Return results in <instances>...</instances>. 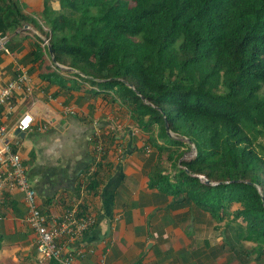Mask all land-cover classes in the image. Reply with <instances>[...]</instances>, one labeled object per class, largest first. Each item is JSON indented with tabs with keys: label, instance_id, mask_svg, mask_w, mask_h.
<instances>
[{
	"label": "trees",
	"instance_id": "obj_1",
	"mask_svg": "<svg viewBox=\"0 0 264 264\" xmlns=\"http://www.w3.org/2000/svg\"><path fill=\"white\" fill-rule=\"evenodd\" d=\"M56 1L54 11L43 0L38 25L19 0H0L7 52L23 49L11 34L32 23L44 39L25 60L45 64L41 80L126 107L154 149L148 184L172 198L169 210L196 225L226 221L229 260L264 263V0Z\"/></svg>",
	"mask_w": 264,
	"mask_h": 264
},
{
	"label": "crops",
	"instance_id": "obj_2",
	"mask_svg": "<svg viewBox=\"0 0 264 264\" xmlns=\"http://www.w3.org/2000/svg\"><path fill=\"white\" fill-rule=\"evenodd\" d=\"M19 2L22 13L42 25L43 0ZM50 6L56 11L59 3L51 0ZM12 36L21 39L23 49L12 53L0 50V89L19 69L28 79L23 91L16 92L10 105L0 110V125L9 130V140L17 143L45 216L75 209L93 217V226L79 240L66 244L77 262L239 264L237 259L229 260L232 252L229 254L222 240L215 245L203 240L199 245L194 239L193 230L206 224L208 218L187 228L189 219L182 218L186 210L170 211L172 198L165 199L156 188L149 187V159L144 151L147 135L137 128L138 134H134L135 125L126 107L102 94L59 92L41 80L39 74L45 72V64L39 67L25 60L33 42L44 39L41 31L32 23H24ZM23 115H30L32 123L20 137L15 133ZM97 141L105 152L95 165ZM24 216L22 194L5 193L0 206V264H39L36 235Z\"/></svg>",
	"mask_w": 264,
	"mask_h": 264
},
{
	"label": "built area",
	"instance_id": "obj_3",
	"mask_svg": "<svg viewBox=\"0 0 264 264\" xmlns=\"http://www.w3.org/2000/svg\"><path fill=\"white\" fill-rule=\"evenodd\" d=\"M47 41H45L46 43ZM27 75L21 69L17 80H12L0 90V107L4 105L14 92L27 82ZM31 117L24 116L18 122L21 131L29 129ZM10 133L4 125H0V205L6 191H19L23 194L26 208L25 223L36 235L35 247L39 264H79L77 256L66 249V244L79 240L94 224L90 215H79L76 210H67L61 215L47 219L39 210L35 190L26 176V169L18 151L17 143L9 140ZM204 180L203 177H201Z\"/></svg>",
	"mask_w": 264,
	"mask_h": 264
},
{
	"label": "rangeland",
	"instance_id": "obj_4",
	"mask_svg": "<svg viewBox=\"0 0 264 264\" xmlns=\"http://www.w3.org/2000/svg\"><path fill=\"white\" fill-rule=\"evenodd\" d=\"M136 128L137 127L134 126V134L135 135L138 134L137 131L135 130ZM183 141H184V139H183ZM151 150H152V152L149 154L148 159H151L150 158L151 155L154 154V149L151 148ZM193 154H194V150L189 149L188 152L184 155L183 159L192 158ZM168 165L169 164L164 161L163 167L168 168ZM225 223H226V221L222 222L219 225H216L214 223H210V221L208 220L206 224H203L199 228L197 226V228L193 230L194 239L199 242V245H200L201 241H203V240H207L209 243L215 245L217 242L221 241L223 238L222 231L225 228ZM191 225H192V223L190 222L187 225V228L191 227ZM229 254H231V251L229 252Z\"/></svg>",
	"mask_w": 264,
	"mask_h": 264
},
{
	"label": "clouds",
	"instance_id": "obj_5",
	"mask_svg": "<svg viewBox=\"0 0 264 264\" xmlns=\"http://www.w3.org/2000/svg\"><path fill=\"white\" fill-rule=\"evenodd\" d=\"M6 40H7V37H0V50H3L5 53L7 52V50L5 49V47H4V44H5V42H6ZM45 41H47V40H44V42H43V44H41L42 46H44V45H46L47 44V42L45 43ZM62 69H64L63 67H61ZM21 70V69H20ZM25 72V71H24ZM27 75V74H26ZM28 78V77H27ZM14 80V79H13ZM27 83V82H26ZM27 84H25V85H23L22 86V88L21 89H19V90H17L16 92H18V91H23V89H24V87L26 86ZM4 87V86H3ZM2 87V88H3ZM1 88V89H2ZM0 89V90H1ZM94 89H95V87H94ZM97 90V89H96ZM16 92H14L13 93V95H12V97L4 104V105H2L1 107H0V110L2 109V107H4V106H8V105H10V101L12 100V98L14 97V94L16 93ZM24 116H29V117H31L30 115H23V116H21L19 119H18V121H17V130H19L20 132H22V133H25V131H28L30 128H31V125L29 126V129L28 130H25V131H21L19 128H18V122L24 117ZM31 123H32V118H31ZM8 130V129H7ZM9 131V130H8ZM94 148H95V154H94V163H95V165L98 163V162H100L101 161V157L103 156V153H102V150H103V146H102V143H100V142H96V144H95V146H94ZM192 150H194V154H193V157L195 156V149L192 147L191 148ZM14 150H16V151H18L16 148H14ZM144 151H145V154L147 155V156H149V154H150V152L152 151L151 150V147L150 146H147V147H145V149H144ZM20 154V153H19ZM21 156V155H20ZM23 160V159H22ZM23 165H24V163H23ZM24 167H25V165H24ZM25 169H26V167H25ZM93 170H94V168H93ZM26 172V176H27V171H25ZM27 179H28V177H27ZM200 179H201V177H200ZM201 181H203V182H206V180L204 179V180H202L201 179ZM29 182V181H28ZM209 184V183H208ZM31 185V184H30ZM31 187H33L32 185H31ZM33 189H34V187H33ZM35 190V189H34ZM13 191H16V190H13ZM7 192H11V191H6V192H4V194H3V198H2V203H3V201H4V195H5V193H7ZM19 192V191H18ZM19 193H21V192H19ZM35 193H36V191H35ZM22 194V193H21ZM36 197H37V193H36ZM22 198H23V194H22ZM37 202H38V197H37ZM2 203H1V205H2ZM24 204V203H23ZM0 205V206H1ZM38 206H39V203H38ZM25 207V206H24ZM39 210H40V212H41V209H40V207H39ZM70 210H75V209H70ZM66 212V211H65ZM64 212V213H65ZM76 212L79 214V215H89V214H85V213H80V212H78L77 210H76ZM42 213V212H41ZM43 214V213H42ZM25 215H26V208H25ZM44 215V214H43ZM45 216V215H44ZM91 216V215H90ZM47 219H49L50 217H52V216H50L49 218L47 217V216H45ZM24 218H25V216H24ZM25 222V221H24ZM29 227V226H28ZM30 228V227H29Z\"/></svg>",
	"mask_w": 264,
	"mask_h": 264
},
{
	"label": "water",
	"instance_id": "obj_6",
	"mask_svg": "<svg viewBox=\"0 0 264 264\" xmlns=\"http://www.w3.org/2000/svg\"><path fill=\"white\" fill-rule=\"evenodd\" d=\"M166 129H168L167 126H166ZM15 134L20 135V137H23L24 135V133L20 132L19 130H16ZM206 183L208 184L209 182H206Z\"/></svg>",
	"mask_w": 264,
	"mask_h": 264
}]
</instances>
